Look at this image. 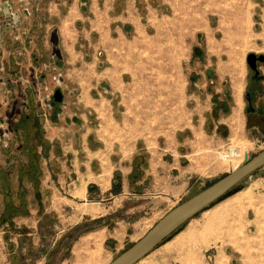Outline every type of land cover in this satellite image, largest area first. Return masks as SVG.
I'll return each instance as SVG.
<instances>
[{"label":"crops","instance_id":"obj_1","mask_svg":"<svg viewBox=\"0 0 264 264\" xmlns=\"http://www.w3.org/2000/svg\"><path fill=\"white\" fill-rule=\"evenodd\" d=\"M54 4L49 15L55 17L56 23L50 26L56 28V45L62 52L61 68L52 60L50 27L35 32L29 43L8 45L5 32H14L17 39L20 30L12 28L3 12L5 23L0 30V218L7 225L17 213L13 216L17 225L36 229L46 213L54 212L58 228L61 225L53 241L57 243L55 252H59V242L72 225L69 222L65 225L63 216H74L78 205L86 206L84 211L78 212L80 218L90 211L93 216H103L107 207L116 204L118 199L134 198L137 190L134 186L142 180H150V186L160 187L162 192L157 202L167 205L165 195L181 194L186 181L193 175L203 178L202 169L208 164L210 168L213 162L200 159L181 170H168L169 156L174 157L175 153L187 156L208 146L203 141H192L193 133H199L196 127L190 129V140L187 134L184 137V142H193L186 144L190 150L184 153L179 147L183 146L180 132L184 128L176 129L173 134L164 130L162 137L157 139L140 136L134 141V38L148 34L155 20L167 16L174 0H60ZM57 5L66 6L64 13ZM32 15L24 7L22 22L29 21ZM58 68L61 77L56 83L53 78ZM40 84L47 87L46 92L52 88L61 89L62 99L56 109L50 110L49 118L41 113L40 98L45 92L40 90ZM202 93L192 95L199 99ZM226 93L217 96V114H210L212 124L216 121L214 132L226 140H230V128L247 138L251 137V132L263 138L264 83L262 90L256 93L253 112L246 111L243 94L238 106L235 100L226 99ZM215 99L211 97V104ZM217 123L224 133L219 132ZM233 148L240 151L239 147ZM143 150L149 153L144 176L134 182V172L130 176L134 157ZM243 151L250 157L249 149ZM175 160L178 163V158ZM211 171V174L216 172ZM115 172L119 174L117 184H114ZM174 180L182 183L172 185ZM155 203L153 199L143 203L144 211L134 226L142 227L139 225L141 219L151 217L144 213L153 215ZM25 210L29 215L21 214ZM120 227L114 228L109 236L116 238L117 232L122 230ZM32 233L39 232H28ZM103 233L104 228H100L74 241L70 248L73 263L85 264L84 261L91 260L92 253L104 250L106 234ZM43 241H38L36 236L33 244L42 247ZM20 248H23L21 242L14 243L12 253ZM21 252L25 259V252ZM42 259L36 264L45 263V254ZM66 260L62 258L60 263ZM184 261L189 264L187 258ZM0 264H4L1 259Z\"/></svg>","mask_w":264,"mask_h":264},{"label":"rangeland","instance_id":"obj_2","mask_svg":"<svg viewBox=\"0 0 264 264\" xmlns=\"http://www.w3.org/2000/svg\"><path fill=\"white\" fill-rule=\"evenodd\" d=\"M2 1L4 0H0ZM7 1L10 10L18 13L19 23L13 22L10 16L5 18L12 28L20 30L17 39L14 32H5L7 36L4 38L5 40L7 38L8 45L29 43L30 37L35 32L39 33L40 29L50 27L52 60H55L61 68L63 62L59 58L62 52L57 49L56 28L50 26L56 23V19L49 15V12L54 9L52 8L55 6L54 2L60 0ZM24 7L33 14L32 18L26 22H22L21 19L24 15ZM57 7L64 13L66 6L61 8L57 5ZM80 9H83V6ZM241 11L246 15L241 14ZM155 22L154 27L148 28V34L134 38V93L136 94L134 96V141L140 136L157 139L162 137L164 130L173 134L176 129L184 128L183 132H180L183 139V146H179L182 147L180 152L184 153L186 150L188 152L190 149L186 148V144L193 143L194 139L197 142L203 141L204 145L208 146L200 147L196 153L187 156L178 155V153H175L174 157L169 156L168 170H181L186 168L188 163H194L200 159L207 162L209 160L213 164L210 168L209 164L204 166L203 178L193 175L188 179L181 194L165 195L167 205L157 202L162 191L157 185L150 186V180H142L141 183L136 184L134 198L129 196L118 199L116 204L107 207L103 216H93L90 211V214L80 218L78 212L84 211L86 206L78 205L74 216H67V214L63 216L65 225L68 222L72 225L65 230L59 242V252H55L57 243L53 241L61 225L58 228L59 221L54 212L46 213L39 220L41 223L39 222L36 229L22 224L17 225L13 218L17 213L11 217L12 221L7 225H4L6 221L0 218V256L2 257L0 259L4 264H36L40 260L43 261L44 254L46 259L44 264H62L60 263L62 258H67L63 264H78V261L73 263L70 253L73 242L80 236L100 228H104L103 235L106 234L104 250L92 253L91 260H86L84 263L107 264L142 236L164 213L236 167L240 158L236 159L232 155L226 159L223 158L227 144L231 148L239 147L240 155L244 149H249L250 157L264 148V137H256L252 132L251 137L247 138L245 134L240 135L237 129L230 128L228 131L230 140L222 139L218 135L220 133L214 132L216 129L213 125L216 121L212 124L210 120V114H217L215 112V109L218 110L217 96H222L224 91H227L226 99L229 102L236 101L233 85L235 78L243 80L242 94L247 107L246 84H248L251 67L246 56L251 52L256 55L264 54V0H174L173 7L167 10V16L159 17ZM4 23L1 9L0 30ZM59 68L53 78L56 83L61 77ZM259 68L264 71V64H260ZM209 69L212 70L210 75L206 73ZM39 87L42 93L45 92L40 98L41 113L49 118L50 110L56 109L55 107L60 103L57 101L52 104L54 92L60 88H49L50 90L46 92L48 89L45 85L40 84ZM199 91L203 93L197 99L192 94ZM211 97L216 98L213 104H211ZM237 104L240 106L241 102ZM218 112L221 114V111ZM217 124L219 132L224 133L221 124ZM192 127L198 128L199 131V133H193L195 134L193 138L190 137ZM186 134L187 140L192 138V141L184 142ZM211 144H218V146ZM147 155L149 153L143 150L134 157V169L130 172V176L134 172V182L144 176ZM177 158L178 163L175 160ZM211 169L216 170L215 174H211ZM118 178L119 174L115 172L114 184L118 183ZM180 183H182L181 180L171 182L172 185ZM246 187L251 189L252 195L264 199V167L244 178L221 198L183 223L135 264H184L185 258L188 259L189 264L196 262L252 264L260 248L258 245L250 247L243 243L245 238L257 236L255 227L249 222L253 216L251 211L246 209L244 219L237 222V214L242 212L237 197ZM147 199H153L156 202L154 213L153 215L144 213V216L151 217L141 219L139 225L142 227L138 228L134 226V222L143 213L142 205ZM218 209H221L220 219L207 223V215ZM21 214L29 215V212L25 210ZM119 227L122 230L117 232L116 238L109 236L114 233V228L116 230ZM30 230H37L39 233L30 235L28 234ZM205 231L209 234L206 235ZM203 233L210 239L207 245L201 239ZM36 236L38 241L44 240L42 247L37 248L33 244ZM20 242L23 248L12 253L14 243L18 245ZM21 251L25 252L23 254L25 259ZM105 251L106 254H104Z\"/></svg>","mask_w":264,"mask_h":264},{"label":"water","instance_id":"obj_3","mask_svg":"<svg viewBox=\"0 0 264 264\" xmlns=\"http://www.w3.org/2000/svg\"><path fill=\"white\" fill-rule=\"evenodd\" d=\"M0 8L5 16H10L13 22L19 23L18 13H13L7 0L0 2ZM199 51L198 49H196ZM246 60L249 66L254 69L255 75L258 73L256 60L264 61V54L256 55L248 53ZM210 75L212 70H207ZM62 93L56 89L53 95L52 104L61 101ZM253 95L249 98L247 111L253 108ZM55 113V111H54ZM264 166V148L251 157L245 156L242 164L234 167L230 172L204 187L200 191L187 197L166 213H164L139 239L121 251L107 264H135L159 245L167 236L178 229L183 223L192 218L195 214L214 203L229 190L240 183L255 170Z\"/></svg>","mask_w":264,"mask_h":264},{"label":"bare ground","instance_id":"obj_4","mask_svg":"<svg viewBox=\"0 0 264 264\" xmlns=\"http://www.w3.org/2000/svg\"><path fill=\"white\" fill-rule=\"evenodd\" d=\"M241 14H245V12L241 11ZM233 85H234V94L236 97V101L238 103H240L241 102V94H242V90H243V80L240 78H235ZM223 158L226 159L225 155L223 156ZM250 190H249V188L246 187L242 192L239 193V196L237 197V202H238L239 206L241 207V211L243 212V214H242V212L237 214V222L239 223L240 221H242V219H244V214L246 212V209H247V211L248 210L251 211L253 216H252V218H250L249 222H250V224H252L255 227V229L257 231V236H256V238H248L247 237L244 239L243 243L246 246H250V247L255 246V245L259 246L260 252L255 255L254 260L252 261V264H253V262H254V264H262V262L264 261V199L262 197L260 198V197H256V196L252 195ZM223 208H225V206ZM221 209H218V210H215V211H212L211 213H209L207 215V223H209V222L213 223L212 221L213 220L216 221L217 218L220 219L219 216L222 215ZM248 216H249V214H248ZM240 229H243V228L240 227ZM206 238L207 237H206L205 233H203L201 235V239L206 242L205 245H207L209 243V240H210L209 238H207V239Z\"/></svg>","mask_w":264,"mask_h":264},{"label":"flooded vegetation","instance_id":"obj_5","mask_svg":"<svg viewBox=\"0 0 264 264\" xmlns=\"http://www.w3.org/2000/svg\"><path fill=\"white\" fill-rule=\"evenodd\" d=\"M260 64H264V62L256 60V68L258 69L257 75H255L254 69L250 68L251 73H250L248 84H247V88H248V97H247L248 100H247V102L249 101V98L251 97V95H253V99H252L253 108L249 111H247V109H246V111L248 113L254 111V99H255L256 93L258 91L262 90V88H263L264 71H262V69L259 68ZM247 106H248V103H247Z\"/></svg>","mask_w":264,"mask_h":264},{"label":"built area","instance_id":"obj_6","mask_svg":"<svg viewBox=\"0 0 264 264\" xmlns=\"http://www.w3.org/2000/svg\"><path fill=\"white\" fill-rule=\"evenodd\" d=\"M224 151H225V157H229V156H233L234 158H236V159H238V158H240V161L236 164V166L237 165H239V163L240 162H242V161H244V157L247 155L248 156V153H247V151H242V155H240L239 153H240V151H236L234 148H231V147H226L225 149H224ZM246 154V155H245Z\"/></svg>","mask_w":264,"mask_h":264},{"label":"trees","instance_id":"obj_7","mask_svg":"<svg viewBox=\"0 0 264 264\" xmlns=\"http://www.w3.org/2000/svg\"><path fill=\"white\" fill-rule=\"evenodd\" d=\"M211 184V183H210ZM208 186V185H207ZM206 187V186H205Z\"/></svg>","mask_w":264,"mask_h":264}]
</instances>
